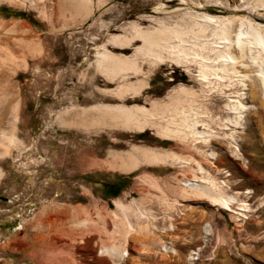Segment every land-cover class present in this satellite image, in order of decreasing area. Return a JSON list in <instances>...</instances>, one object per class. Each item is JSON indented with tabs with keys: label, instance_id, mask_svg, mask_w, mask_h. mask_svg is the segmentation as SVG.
Returning <instances> with one entry per match:
<instances>
[{
	"label": "rangeland",
	"instance_id": "1",
	"mask_svg": "<svg viewBox=\"0 0 264 264\" xmlns=\"http://www.w3.org/2000/svg\"><path fill=\"white\" fill-rule=\"evenodd\" d=\"M103 1L82 20L70 19L68 9L60 6L63 0L0 2V36H28L42 49L27 55L26 67L17 66L12 73L0 65V134L13 130L21 142L0 154V264H264V107L251 100L253 87L243 90L245 103L254 106L244 112L243 127L231 126L223 113L222 126L217 125L223 132L234 131L239 152L230 140H212L213 161L194 154L227 195H236L244 211L236 203L228 211L204 196L180 197L178 182L192 178L189 171L167 164H139L131 171L109 168L110 151L126 152L135 145L181 151L177 141L149 129L132 133L95 121L86 126L77 120L59 122L57 116L71 106L81 111L98 103L141 105L164 99L180 84L195 86L175 66L158 65L138 94L120 101L107 93L142 76L106 79L95 65L94 48L133 54L138 40L120 48L108 42L109 36L132 22L147 27L145 17H167L172 24L176 14L153 8L179 1ZM199 1L204 6L196 10L264 25V4L257 0ZM139 65L146 70L145 61ZM120 204L132 207L126 213L134 225L129 232L116 211ZM121 226L128 233L122 234ZM113 243L123 247L120 257L103 252ZM195 246H200L199 257L188 262Z\"/></svg>",
	"mask_w": 264,
	"mask_h": 264
},
{
	"label": "bare ground",
	"instance_id": "2",
	"mask_svg": "<svg viewBox=\"0 0 264 264\" xmlns=\"http://www.w3.org/2000/svg\"><path fill=\"white\" fill-rule=\"evenodd\" d=\"M4 1L11 3L16 0H0ZM178 1L176 5L167 6L159 3L153 8L154 12H164L165 15L176 14L172 24L166 21L167 17H145L150 22L147 27H141L136 22L129 23V28L109 36L108 42L112 46L124 48L131 41L138 40L140 44L134 47V53L114 54L104 46H96L95 65L101 75L108 80L124 79L128 75L142 76L126 84L124 79L123 84L106 91L121 98L120 101L123 96L131 97L147 87V76L158 65L175 66L185 73L195 86L180 84L170 90L164 99H147L141 105H126L122 102L98 103L81 111H76V107L71 106L57 118L61 124L77 120L86 126L95 121L105 127H119L132 133L149 129L161 138L177 141L181 151L145 145L132 146L126 152L110 151L109 168L131 171L139 164H167L178 168L180 172L189 171L193 177H184L178 182L181 186L180 197L187 199L204 196L211 205L224 210L231 211V204L236 203L241 206L240 210L244 211L245 207L237 201L236 195H227L222 185L205 172L201 160L214 159L212 140H230L235 153L239 152L234 131L223 132L222 127L217 125L219 122L222 126L219 116L223 113L231 126L243 127L244 112L254 108L245 103L248 94L243 90H247L248 85L253 87L251 100L264 107V25L245 17L212 15L196 10L204 6V2L199 0ZM257 1L261 5L264 4V0ZM102 2L104 1L63 0L60 6L62 9H68L71 20L78 16L82 20L90 13L92 6L98 7ZM189 3L194 7H190ZM226 5L228 7V4ZM3 23L0 21V28L3 27ZM39 47L38 41L28 36L16 38L0 36V65L10 73L17 66L26 67L25 58L27 55L34 56L40 53L42 49L40 51ZM138 60H141L140 63L143 61L147 63L145 71L141 70ZM15 105L11 106L14 112ZM229 112L233 115L229 116ZM72 114L74 116H71ZM13 120H16L15 113ZM20 143L13 130L1 133L0 146L4 152L0 154H8L10 148H19ZM194 154L200 155L201 160L195 159ZM209 163L213 164L211 161ZM130 206L131 204H120L116 208L122 219L126 220L124 227L128 232L134 227L126 216L127 212L131 213L128 211L132 210ZM121 227L119 230L123 229ZM121 231L122 234L128 233L124 229ZM114 243L105 247L103 252L120 257V251L121 255L124 254L121 249L123 247Z\"/></svg>",
	"mask_w": 264,
	"mask_h": 264
},
{
	"label": "built area",
	"instance_id": "3",
	"mask_svg": "<svg viewBox=\"0 0 264 264\" xmlns=\"http://www.w3.org/2000/svg\"><path fill=\"white\" fill-rule=\"evenodd\" d=\"M207 224H204V229L206 230ZM165 247V246H164ZM168 250V246L165 247L163 250ZM200 254V246H195L192 249L189 250L188 254H187V261L188 262H192L193 260L198 259Z\"/></svg>",
	"mask_w": 264,
	"mask_h": 264
}]
</instances>
